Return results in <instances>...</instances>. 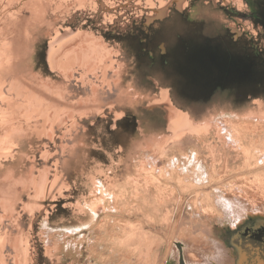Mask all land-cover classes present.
<instances>
[{
	"label": "rangeland",
	"instance_id": "1",
	"mask_svg": "<svg viewBox=\"0 0 264 264\" xmlns=\"http://www.w3.org/2000/svg\"><path fill=\"white\" fill-rule=\"evenodd\" d=\"M62 1H0V264H264V0ZM84 33L103 57L60 79L52 38ZM216 39L240 105L199 98Z\"/></svg>",
	"mask_w": 264,
	"mask_h": 264
},
{
	"label": "crops",
	"instance_id": "2",
	"mask_svg": "<svg viewBox=\"0 0 264 264\" xmlns=\"http://www.w3.org/2000/svg\"><path fill=\"white\" fill-rule=\"evenodd\" d=\"M68 31L69 30H66L65 34ZM85 35H86V33H84V35H80V36L76 35V37H77L76 40L78 41L82 36L85 37ZM82 39H83V37H82ZM71 40H73V39H71ZM51 45H52V43L50 42L49 48H48V55H49L50 50H51ZM186 51H188V50H184L185 53H187ZM190 51H192V53H198V57L200 58V56H201L203 58V61L200 60L198 62L199 65L206 64V65L209 66V68H211V67L215 68V69H213L214 71H212L210 74L206 73L207 78L208 79L211 78V79H213V81L210 82V83H212V85L209 86V88H206L207 93L199 97V98H201L202 102H203V99H206V98H208L209 96L212 95L211 93L214 91L212 89L213 88V82L218 84V85H220V86H224V83H225L226 80H229L228 82H226L227 85L230 83V80L231 81L232 80L235 81V82L232 81L234 83V85H235L234 95H233L232 98H234L235 101L238 102L237 105H240L241 101H244L245 99H247V98L243 97L244 92L240 88V84L241 83H240V81L237 80L238 76L243 71V70H241V72H240V69H242L243 66L240 63H233V62H231L229 60V58H232V60H233L234 58H233L232 54H234L236 51H238V47H237L236 44H234V42H227L225 44L224 43L222 44L220 39H216V42H206V41L203 42L202 41L200 44L195 45L194 48L192 50H190ZM261 53H263L262 50H260V51L259 50H256V51L254 50V55L250 57L249 62L250 63H254V64L262 63L261 60H260V58L262 56ZM47 61H49V56L47 58ZM234 61H235V59H234ZM47 64L49 66V63H47ZM75 66H71L70 65V67H71L70 70L71 71L70 70L67 71V75H66L67 77L63 76L62 73H59L56 70H52V68L50 66H49V68L52 71L56 72L58 74V76L60 77V79H63V78L67 79V78H69L70 75H72L71 72H73V69L76 68ZM80 66L84 67V68L87 67V68H89L91 70H93L95 68V67H92V66H90V67L86 66V65L83 66V64H81ZM220 67H222V69H224V70L227 69L224 74H222L223 71H222V69L220 70ZM32 75H34V74H32ZM37 75L39 76L38 78L43 77V74H37ZM235 76L237 77V79H233V77H235ZM43 79H45V78H43ZM50 80L53 82V87L54 86L55 87H61L64 90L63 85L60 84L61 86H58V85H56L57 84L56 82H54L52 79H50ZM200 82L201 81H197L195 83V85L197 86ZM193 84H194V82H193ZM22 142H26V139L22 140Z\"/></svg>",
	"mask_w": 264,
	"mask_h": 264
},
{
	"label": "bare ground",
	"instance_id": "3",
	"mask_svg": "<svg viewBox=\"0 0 264 264\" xmlns=\"http://www.w3.org/2000/svg\"><path fill=\"white\" fill-rule=\"evenodd\" d=\"M1 1V0H0ZM6 1V0H5ZM13 1V0H11ZM1 3V2H0ZM59 4V5H58ZM56 3V7L57 8H65L64 6V2L61 0V2L59 3ZM53 5V4H52ZM58 5V6H57ZM31 6V5H30ZM44 7V6H43ZM56 7H53L52 6V12L53 15H55V9H57ZM32 9V7H29ZM40 8V7H38ZM181 8V7H180ZM39 11V9H37ZM36 10V11H37ZM42 10V9H41ZM60 10V9H59ZM79 10V9H78ZM43 11H41L42 13ZM4 14V13H3ZM42 14H45V13H42ZM42 14H39V15H42ZM162 14H166L164 11L162 12ZM46 15V14H45ZM44 22V21H43ZM45 25V22L44 24ZM47 25V24H46ZM53 33V32H52ZM69 31L66 33L69 35ZM80 34V33H79ZM28 35V34H27ZM83 35V34H82ZM51 37V36H50ZM73 37L75 38L76 35ZM72 37V39H74ZM83 39L81 40V38L77 41V40H69V36H67L65 39L62 37V38H52V45H51V50H50V53H49V64H50V67L52 68V70H56L58 71L59 73H62L63 76L67 75V71H69L71 69L70 65L73 66V64L75 65H81L86 63V58L90 55L92 58V61H91V65L93 63V60H100V58L103 57V54L101 51V49L96 45V44H92V43H97V40L94 39V37H88V35L84 38V36H82ZM59 38V39H58ZM71 39V38H70ZM88 41V42H87ZM56 46V47H55ZM8 48V47H7ZM106 55V53H105ZM89 56V57H90ZM106 57H108V55H106ZM17 60H18V56H16L14 58V61L13 63H17ZM89 61V60H88ZM81 63V64H80ZM88 63V62H87ZM95 64H97L95 62ZM74 65V66H75ZM90 65V66H91ZM95 67V66H94ZM71 71V70H70ZM30 77H34L33 75H29ZM67 77V76H66ZM26 78V77H25ZM27 79V78H26ZM18 83V82H17ZM22 85V84H21ZM25 87V86H24ZM18 88V87H17ZM55 88V87H54ZM60 91H62L63 89L61 87H58ZM22 89V88H21ZM19 91V90H18ZM40 93V92H39ZM64 94V93H63ZM61 95V94H59ZM165 97V96H164ZM64 98V97H63ZM56 100H59V98H56V99H53L52 103L49 104L51 105L52 108H57V106H59V101L57 102ZM166 100V98H164V101ZM61 102V101H60ZM63 103V102H62ZM3 104V103H2ZM22 107V106H21ZM10 108V107H9ZM1 109V108H0ZM169 109V108H168ZM4 110V109H3ZM2 110V111H3ZM39 112V111H38ZM63 113V112H62ZM100 114V113H99ZM49 115V114H48ZM47 113H46V117L48 116ZM63 115V114H62ZM2 116V115H1ZM61 116V115H60ZM59 116V117H60ZM43 117V116H42ZM40 117V119L42 118ZM56 117V116H55ZM54 117V118H55ZM69 117V116H68ZM70 118V117H69ZM39 119V117H38ZM48 119V117H47ZM51 119V118H50ZM53 119V118H52ZM45 120V119H44ZM62 120V118L60 119ZM65 120V119H64ZM47 121V120H46ZM26 122V121H25ZM40 122V121H39ZM49 122V121H48ZM53 122V121H52ZM18 123V122H17ZM59 123V122H58ZM49 124V123H47ZM66 124V123H65ZM16 125V124H15ZM42 125V124H41ZM51 125V124H50ZM48 125V126H50ZM45 127V126H44ZM18 128V127H17ZM53 130V129H52ZM2 131V130H1ZM11 133H13V136H12V141L13 143L18 141L19 144L22 143V140H25L26 136H24V134L22 133V131L20 133H17V132H14L12 130V127H10V130H9ZM39 132V131H38ZM22 133V134H21ZM29 134V133H28ZM1 138V137H0ZM2 146V145H0ZM6 151V150H5ZM1 153V152H0ZM7 154V153H5ZM9 155H12L10 154V152L8 153V156ZM24 156H27L26 154H18V158H17V155L13 156V158H11L12 160H19V157H23ZM8 156H5V157H8ZM2 159V158H1ZM1 159H0V163H1ZM16 160V161H17ZM9 180V179H8ZM13 180V179H12ZM14 181V180H13ZM8 182V181H7ZM11 182V181H10ZM231 203H228V205H230Z\"/></svg>",
	"mask_w": 264,
	"mask_h": 264
}]
</instances>
